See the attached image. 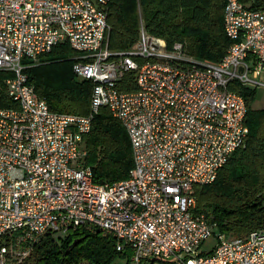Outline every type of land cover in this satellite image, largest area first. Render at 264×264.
I'll return each mask as SVG.
<instances>
[{
	"label": "built area",
	"instance_id": "2783aa9c",
	"mask_svg": "<svg viewBox=\"0 0 264 264\" xmlns=\"http://www.w3.org/2000/svg\"><path fill=\"white\" fill-rule=\"evenodd\" d=\"M109 2L0 0V69L12 72L5 85L17 102L0 107V264H21L44 234L78 226L113 235L130 251L123 264H264V229L228 235L195 210L194 194L245 144V100L229 84L264 87V0H226L231 43L217 62L149 34L139 5L137 40L111 49ZM61 45L74 51V74L93 83L87 113L51 110L24 71ZM128 73L132 89L121 85ZM102 105L131 144L133 165L113 182L94 181L84 163Z\"/></svg>",
	"mask_w": 264,
	"mask_h": 264
},
{
	"label": "trees",
	"instance_id": "16d2710c",
	"mask_svg": "<svg viewBox=\"0 0 264 264\" xmlns=\"http://www.w3.org/2000/svg\"><path fill=\"white\" fill-rule=\"evenodd\" d=\"M254 1L256 7L263 2ZM225 3L226 0H110L109 47L127 49L137 40L139 5L149 34L163 38L167 47L181 42L189 55L217 62L231 43L223 28ZM72 55L68 46H57L24 71L36 96L44 98L51 110L87 113L93 83L74 74L72 64L76 59ZM11 75V71L0 69V107L17 106L5 85ZM129 75L122 78L125 89L133 88V84H125ZM229 87L245 100L246 141L231 153L212 182L195 186V210L210 215L226 234L241 236L254 228L264 229V107L252 106L257 87L237 80ZM85 146L84 163L91 166L94 181L113 182L128 175L133 165L130 139L123 123L107 106H100L93 115ZM122 252L130 251L117 250L113 235L78 226L60 239L44 234L21 264H110L123 256Z\"/></svg>",
	"mask_w": 264,
	"mask_h": 264
},
{
	"label": "rangeland",
	"instance_id": "374dc122",
	"mask_svg": "<svg viewBox=\"0 0 264 264\" xmlns=\"http://www.w3.org/2000/svg\"><path fill=\"white\" fill-rule=\"evenodd\" d=\"M73 55H74V51H73ZM252 106L253 107H264V87H257L256 97L252 103ZM207 241H208V244L214 243V239L212 237L208 238ZM116 260L118 264H123L122 260L119 257H117Z\"/></svg>",
	"mask_w": 264,
	"mask_h": 264
},
{
	"label": "water",
	"instance_id": "95a60500",
	"mask_svg": "<svg viewBox=\"0 0 264 264\" xmlns=\"http://www.w3.org/2000/svg\"><path fill=\"white\" fill-rule=\"evenodd\" d=\"M74 243V242H73Z\"/></svg>",
	"mask_w": 264,
	"mask_h": 264
}]
</instances>
